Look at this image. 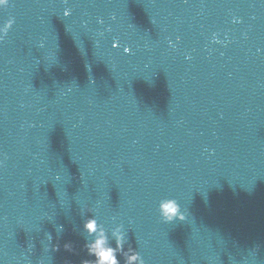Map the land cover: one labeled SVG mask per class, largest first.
<instances>
[{
	"label": "water",
	"instance_id": "water-1",
	"mask_svg": "<svg viewBox=\"0 0 264 264\" xmlns=\"http://www.w3.org/2000/svg\"><path fill=\"white\" fill-rule=\"evenodd\" d=\"M10 18L0 264H95L119 225L145 264H264V0H10Z\"/></svg>",
	"mask_w": 264,
	"mask_h": 264
},
{
	"label": "clouds",
	"instance_id": "clouds-1",
	"mask_svg": "<svg viewBox=\"0 0 264 264\" xmlns=\"http://www.w3.org/2000/svg\"><path fill=\"white\" fill-rule=\"evenodd\" d=\"M9 2L10 0H0V9L7 8L9 6ZM70 12V9H66L63 15L67 17L70 15ZM13 23L14 20L10 18L3 26H0V33L6 35L9 31V27ZM213 39L215 40V35L213 36ZM162 206L166 208V212L162 213V221L172 222L174 220H182L184 218L186 211L181 210L180 204H178L175 199H164L162 201ZM98 236L103 238L100 241V244H97L96 241L89 244L90 254L96 256L95 264H120L117 259L118 255L125 256L126 264H145L141 254L135 249L129 248L126 253L124 252L123 245L125 243V233L122 225L117 226L113 231V236L117 241L115 248L111 247L110 244L107 243V237L100 226H98ZM84 264H89V262L85 261Z\"/></svg>",
	"mask_w": 264,
	"mask_h": 264
}]
</instances>
